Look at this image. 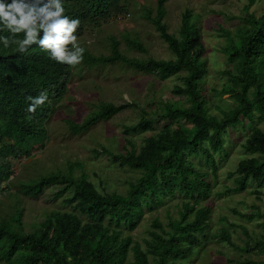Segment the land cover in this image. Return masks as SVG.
I'll return each instance as SVG.
<instances>
[{
  "label": "trees",
  "instance_id": "trees-1",
  "mask_svg": "<svg viewBox=\"0 0 264 264\" xmlns=\"http://www.w3.org/2000/svg\"><path fill=\"white\" fill-rule=\"evenodd\" d=\"M154 1L156 15L152 17L150 1L140 4L137 0H63L65 14L80 21L74 33L77 42L85 31L100 30L111 20L129 14L130 4L142 10L174 59H151L146 63L128 59L117 50L118 42L111 39L109 55H84L82 62L92 67L120 61L143 71L156 70L162 79L176 75L180 84L173 86L171 93L181 98L161 101L159 110L142 109L136 126L123 127L127 136L119 152L92 150L95 157L105 153L111 162L135 174L121 191L100 192L87 179L81 162L71 164L80 173L76 177L71 168L67 174L51 173L24 185L25 195L35 198L44 188L59 184L55 196H62L69 210L45 212L29 229H24L20 202H14L16 213L0 217V264H186L207 240L210 178L217 177L218 163L227 158L225 136L237 127L246 132L242 144L245 157L238 161L235 171L228 173L234 186L227 187L225 193L242 192L251 183L257 188L264 186V129L256 126L257 116L264 119V9L259 16L247 14L234 32L217 28L225 37L221 52L226 78L219 89L212 90L232 100L231 107L223 109L211 101L203 85L208 73L207 49L197 19L185 10L178 35L170 33L163 21L167 0ZM247 1L250 6L257 0ZM8 35L7 31L0 32V36ZM19 38H23L22 33ZM125 41L129 47L141 49L137 39ZM15 47L4 48L0 43V185L7 184V188L13 175L10 161L29 158L48 142L46 123L53 105L66 95L72 68L49 59L35 44L25 52L16 51ZM44 90L48 92V102L37 108L31 120L27 119V98ZM127 104H89L88 108L93 109L82 123L68 122V129L72 135H81L92 124L134 106ZM141 131H151V135L138 145L129 134ZM254 194L259 199L260 191L256 189ZM177 197L175 215L167 211L165 224L151 216L146 237L130 234L144 221L145 213ZM231 211L247 223H231L223 218L237 231L220 228L212 235L213 241L224 243L239 254L241 260L230 262L264 264V258L259 259L264 257V212L241 213L237 208ZM256 218L258 233L248 224ZM232 233L239 243L232 239ZM243 254L255 259L244 258Z\"/></svg>",
  "mask_w": 264,
  "mask_h": 264
},
{
  "label": "rangeland",
  "instance_id": "rangeland-1",
  "mask_svg": "<svg viewBox=\"0 0 264 264\" xmlns=\"http://www.w3.org/2000/svg\"><path fill=\"white\" fill-rule=\"evenodd\" d=\"M137 1L140 4L150 1L149 5L153 7L151 16L156 15L154 0ZM129 7V14L111 20L100 30L84 32L77 42L85 49L84 55L93 57L109 55L111 39H115L118 42L117 50L128 59L135 58L141 63L151 59H173L167 45L160 39L159 34L151 26V22L145 18V13L142 10H136L132 4ZM165 7L166 18L163 21L168 31L175 35H178L181 15L185 10H190L197 19L196 25L207 49L205 57L208 73L203 78V85L215 105L223 109L230 108L232 100L229 96L220 95L218 91L212 90V88L219 89L226 78L223 74L226 68L225 57L221 52L225 37L217 28L222 27L229 32H234L236 26L243 23L247 14L260 15L264 9V0H257L250 6L247 0H167ZM125 38L137 39L141 49L129 47ZM178 84L180 81L176 75L163 80L156 70L149 68V71H143L141 68H133L120 61L92 67L81 62L72 67L66 86V95L54 105L47 121L48 142L45 147L35 152L30 158L10 161L13 171L10 178L12 183L0 198V217L16 213L13 204L19 201L23 228L29 229L30 225L40 220L45 212L69 210V206L63 204V197L55 196L59 184L44 188L36 198L25 195L22 188L29 182L51 173L67 174L72 168L71 164L75 162L83 164V172L87 179L93 182L100 192L121 191L125 182L132 179L135 174L128 168L111 162L110 156L105 153L95 157L92 150L106 149L112 153L119 152L124 145L123 138L127 136L122 132L123 127L136 126L135 124L139 121V112L144 108L147 111L159 110L162 106L161 101L175 102L180 99L181 97L171 93L172 87ZM100 103L114 105L131 103L130 106H134L126 107L106 121L92 124L88 131L81 135H72L68 129V122L82 123L87 113L93 109V107L88 108L89 104ZM212 112L218 114V111L212 110ZM248 126H246L247 129H249ZM256 126L264 129V119L260 120L257 116ZM245 133L244 129L237 127L235 130H229L225 136L226 141L223 147L227 152V158L218 163L217 177L210 178L212 194L208 203L211 206V215L205 233L207 240L186 264H237L229 260L238 258L241 260L239 254L226 244L213 241L212 235L217 234L220 228L237 231V228L232 229L227 221L247 223L244 217L234 214L231 211L232 208H237L241 213L250 210L264 212V186L257 188L255 183H251L242 192L225 193L227 187L234 186L233 178H229L228 173L235 171L238 161L245 157L242 149ZM149 135L151 131L129 134L138 145L144 137ZM79 174L78 169L72 168V176L76 177ZM256 189L260 191L259 199L254 194ZM218 193L222 195H217ZM178 201L179 197L168 200L159 209L145 213L144 217L147 221L144 219L130 234L146 237L145 229L151 222V216H157L165 224L167 211L175 215L174 206ZM252 206L258 207V210ZM257 220L256 218L254 221H248L250 229L256 233L259 232L255 222ZM232 239L240 242L234 233H232ZM242 256L255 259L253 255L243 254ZM263 258L260 256L259 259Z\"/></svg>",
  "mask_w": 264,
  "mask_h": 264
},
{
  "label": "clouds",
  "instance_id": "clouds-1",
  "mask_svg": "<svg viewBox=\"0 0 264 264\" xmlns=\"http://www.w3.org/2000/svg\"><path fill=\"white\" fill-rule=\"evenodd\" d=\"M65 12L63 0H11L10 3L8 0H0V32L9 33L8 36H0V43L4 48L15 45V50L19 52H25L35 44L49 59L74 67L83 61L85 49L77 44V36L74 35L80 25L79 19H71ZM21 33L23 38H19ZM69 45L72 47L69 48ZM171 54L173 55L172 52ZM27 99V119L31 120L37 108L48 102V92L44 90ZM7 189V184L0 185V198Z\"/></svg>",
  "mask_w": 264,
  "mask_h": 264
}]
</instances>
